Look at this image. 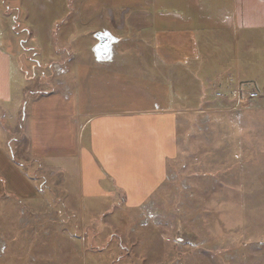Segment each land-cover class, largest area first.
I'll list each match as a JSON object with an SVG mask.
<instances>
[{
	"label": "rangeland",
	"instance_id": "obj_1",
	"mask_svg": "<svg viewBox=\"0 0 264 264\" xmlns=\"http://www.w3.org/2000/svg\"><path fill=\"white\" fill-rule=\"evenodd\" d=\"M56 1L60 6L49 17L66 19L52 21L54 50L35 26V12L50 0L0 5L21 47L14 58L15 88L22 70L29 73L17 97L0 108V146L39 190L21 194L0 176V264H264V35L240 41V54L211 58L196 72L200 88L190 85V94L179 95L177 156L153 196L137 207L127 206L120 194L84 202L74 174L35 158L28 130L32 101L78 89V60L97 55L96 39H86L73 22L70 29L66 0ZM70 49L75 54L64 61L68 56L61 53ZM53 61L65 62L66 73H57ZM209 75L212 86L200 95ZM219 89L229 99L214 103ZM254 90L259 96L253 101ZM205 101L213 102L208 111L201 108ZM148 210L157 215L149 217Z\"/></svg>",
	"mask_w": 264,
	"mask_h": 264
},
{
	"label": "crops",
	"instance_id": "obj_2",
	"mask_svg": "<svg viewBox=\"0 0 264 264\" xmlns=\"http://www.w3.org/2000/svg\"><path fill=\"white\" fill-rule=\"evenodd\" d=\"M50 2L35 12V26L43 29L46 48L54 50L52 21L66 17H49V10L60 6L56 0ZM66 10L70 29L74 24L93 40L98 32L111 34L116 44L109 60L95 47L94 61L88 53L86 60H78V89L46 92L32 101L27 117L33 154L53 161L57 169H65L62 173L74 174L84 202H103L120 194L127 206L137 207L165 182L169 160L177 156L182 109L175 101L190 94V85L200 88L196 72L211 58L222 54L223 61L228 53H241L240 41L263 37L264 0H66ZM4 12L0 11V108L5 109L29 73L22 70L15 88L14 58L21 47ZM16 23L15 29L22 26ZM71 51L61 53L68 56L64 61L72 59ZM163 68L166 72L158 71ZM210 86L211 76H205L200 95ZM224 97L229 99L227 91L219 89L211 99L216 103ZM212 103L205 101L201 108L208 111ZM1 124L0 119V130ZM13 158L0 146L1 180L21 194H37Z\"/></svg>",
	"mask_w": 264,
	"mask_h": 264
},
{
	"label": "water",
	"instance_id": "obj_3",
	"mask_svg": "<svg viewBox=\"0 0 264 264\" xmlns=\"http://www.w3.org/2000/svg\"><path fill=\"white\" fill-rule=\"evenodd\" d=\"M95 37L98 40V43L95 46V51L100 54L103 59L109 58L112 45L116 39L111 34H106L103 32L96 33Z\"/></svg>",
	"mask_w": 264,
	"mask_h": 264
},
{
	"label": "built area",
	"instance_id": "obj_4",
	"mask_svg": "<svg viewBox=\"0 0 264 264\" xmlns=\"http://www.w3.org/2000/svg\"><path fill=\"white\" fill-rule=\"evenodd\" d=\"M54 68L56 69L57 73H66V68H64L65 66H62L60 64H53ZM255 92H250L249 93V98L251 100H254L255 98H257L259 96L258 90H254ZM217 96H222V93H218ZM148 215L150 216H156L157 212H154L152 210H148Z\"/></svg>",
	"mask_w": 264,
	"mask_h": 264
},
{
	"label": "trees",
	"instance_id": "obj_5",
	"mask_svg": "<svg viewBox=\"0 0 264 264\" xmlns=\"http://www.w3.org/2000/svg\"><path fill=\"white\" fill-rule=\"evenodd\" d=\"M14 159V161H16V159L15 158H13ZM18 159V158H17ZM17 162V161H16ZM18 163V162H17Z\"/></svg>",
	"mask_w": 264,
	"mask_h": 264
}]
</instances>
